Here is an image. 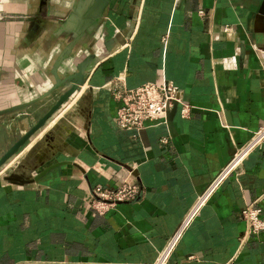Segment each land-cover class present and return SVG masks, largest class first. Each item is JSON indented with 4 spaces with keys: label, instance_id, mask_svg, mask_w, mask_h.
<instances>
[{
    "label": "crops",
    "instance_id": "obj_1",
    "mask_svg": "<svg viewBox=\"0 0 264 264\" xmlns=\"http://www.w3.org/2000/svg\"><path fill=\"white\" fill-rule=\"evenodd\" d=\"M227 28V29H226ZM81 70L84 83L0 169V264H148L239 145L264 123V0H0V155ZM172 82L192 105L140 130L115 86ZM38 179L14 182L6 174ZM134 201L100 214L96 187ZM264 140L199 208L167 264H262Z\"/></svg>",
    "mask_w": 264,
    "mask_h": 264
},
{
    "label": "built area",
    "instance_id": "obj_2",
    "mask_svg": "<svg viewBox=\"0 0 264 264\" xmlns=\"http://www.w3.org/2000/svg\"><path fill=\"white\" fill-rule=\"evenodd\" d=\"M227 29V28H226ZM113 97L118 101L114 120L121 129L140 130L148 122L165 121L168 110L180 104V114L188 116L191 104L183 100L178 86L165 79L147 81L135 87L115 86ZM264 140V123L255 129L249 139L239 145L229 161L217 172L206 187L198 194L194 203L185 212L175 230L157 252L154 260L148 264H167L169 256L182 233L197 215L199 208L218 187L222 180L241 163L244 156ZM139 183L135 178L125 177L116 186L96 187L90 200L91 207L103 214L114 208L117 203L134 201L138 197ZM247 225V234L264 231V214L255 203H249L240 211ZM264 264V261L263 263Z\"/></svg>",
    "mask_w": 264,
    "mask_h": 264
},
{
    "label": "water",
    "instance_id": "obj_3",
    "mask_svg": "<svg viewBox=\"0 0 264 264\" xmlns=\"http://www.w3.org/2000/svg\"><path fill=\"white\" fill-rule=\"evenodd\" d=\"M107 0H98V4L104 6ZM85 76L82 71L79 69L73 76V80L69 83L60 94H58L57 98L54 102L47 108L43 114H41L35 122L30 125L20 136H18L9 146L1 153L0 155V169L10 160V158L19 151L20 147H22L26 141L40 128L45 126L47 120L55 113L56 110L60 108V106L65 103L71 96L78 91L80 86L84 83ZM175 106L173 105L166 114V120L170 119L169 113L175 110ZM47 166L46 168L42 169L35 175L29 178H22L17 174H6V178L12 180L14 182L24 183V182H31L33 180L38 179L43 173H45L50 167Z\"/></svg>",
    "mask_w": 264,
    "mask_h": 264
}]
</instances>
